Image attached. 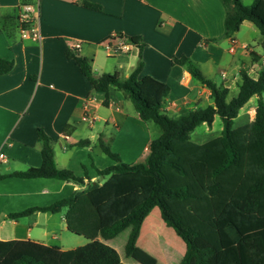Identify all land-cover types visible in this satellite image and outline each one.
<instances>
[{
  "label": "crops",
  "instance_id": "1",
  "mask_svg": "<svg viewBox=\"0 0 264 264\" xmlns=\"http://www.w3.org/2000/svg\"><path fill=\"white\" fill-rule=\"evenodd\" d=\"M246 2L251 5L254 0ZM22 3L36 8L40 41L23 39L21 31L9 34L1 22ZM226 14L220 0H0V57L14 63L11 72L0 76V154L5 155L0 160V241H31L61 250L78 248L72 246L73 238L65 236L69 232L65 209L55 214L34 212L19 219L13 216L50 207L89 182L103 184L107 178H101L99 171L115 162L104 154L102 144L122 163L134 164L145 161L155 139L153 125L140 119L121 90L110 88L106 106V96L95 91L69 54L87 58L97 75L117 73L122 79H128L142 61L140 78L151 76L169 86L168 102L177 104H166L163 109L177 116L183 109L213 106L214 98L209 88L174 59L192 60L208 79L228 89V101L239 93L242 70L257 79L264 68L259 29L245 21L233 38L226 37ZM114 35L139 38L143 48L140 51L135 46L127 53L110 56L105 43ZM76 43L82 46L74 53ZM102 50L115 61L100 63ZM251 53L260 60L254 63ZM259 99L264 102V94L243 106L234 129L255 120ZM84 116L91 122L83 120ZM218 118L216 115L211 126L197 127L191 140L204 144L220 137L223 122L217 127ZM38 129L51 138L58 169L84 178L85 186L58 178L13 176L42 166ZM157 218L161 214L156 207L142 225L137 246L144 251L149 249L146 235L157 226ZM131 230L125 229L112 240L100 239L116 249L126 264H136L135 260L125 262L121 255ZM185 250L186 246L180 260Z\"/></svg>",
  "mask_w": 264,
  "mask_h": 264
},
{
  "label": "trees",
  "instance_id": "2",
  "mask_svg": "<svg viewBox=\"0 0 264 264\" xmlns=\"http://www.w3.org/2000/svg\"><path fill=\"white\" fill-rule=\"evenodd\" d=\"M220 1L227 12L225 36L233 38L245 21L251 22L259 29L264 51V0H254L249 6L244 0ZM24 5L1 21L9 34L32 27L33 22L22 13ZM127 40L142 50L139 38ZM251 54L254 63L260 60ZM69 56L95 91L106 96V106L110 88H118L131 100L140 119L157 126L160 135L150 143L145 161L134 164L122 163L102 144L104 154L115 162L99 171L101 178H107L103 184L89 182L50 207L13 216L19 219L34 212L55 214L65 209L68 231L83 236L87 244L61 250L31 241H0V264H126L116 249L100 239L112 240L129 227L126 256L136 264H158L154 256L137 246L144 220L156 207L165 225L186 246L180 264H264V102L258 100L253 122L233 128L243 106L264 94V68L257 79L242 70L239 93L228 101V89L208 79L192 60L174 59L211 90L214 105L183 109L170 116L163 109L169 86L151 76L141 79L142 61L128 79H122L117 73L97 75L87 58ZM13 68V62L0 57V76ZM216 115L223 122L222 135L204 144L194 143L191 133L202 124L211 126ZM38 139L42 166L13 176L58 178L85 186L84 178L58 169L52 140L42 129H38ZM182 251L181 247L162 251L166 264H176Z\"/></svg>",
  "mask_w": 264,
  "mask_h": 264
},
{
  "label": "rangeland",
  "instance_id": "3",
  "mask_svg": "<svg viewBox=\"0 0 264 264\" xmlns=\"http://www.w3.org/2000/svg\"><path fill=\"white\" fill-rule=\"evenodd\" d=\"M248 3L249 2H246V4L249 6L250 4ZM102 51L103 52L98 57V61L100 63L105 64L108 63L109 61L110 62L115 61L113 59L109 60V57L106 56V51L104 50ZM221 121H222L221 118H218L217 127L221 126ZM152 131L154 138H157L160 135V131L157 126L153 125ZM65 236L66 237L69 236L74 239L72 246L79 247V246H84L85 244L88 243V240L85 239L83 236H78L70 232H66ZM145 242L147 244V247L149 248L146 251L157 259L158 264H166L163 258L162 251L170 252L175 247H179V249L181 247V249L183 250V247L185 246L184 242L176 235L174 230L172 228L165 226L161 218L160 219L157 218V226H155V228L152 229L146 235ZM117 243H120V240H118ZM121 255H122V259L125 262L134 263L132 258L130 257L128 258L126 256L124 249L121 252ZM180 262L181 260L179 259V261L176 264H180Z\"/></svg>",
  "mask_w": 264,
  "mask_h": 264
},
{
  "label": "built area",
  "instance_id": "4",
  "mask_svg": "<svg viewBox=\"0 0 264 264\" xmlns=\"http://www.w3.org/2000/svg\"><path fill=\"white\" fill-rule=\"evenodd\" d=\"M22 13L26 19H30L33 22V25L30 29L22 30L21 36L23 39H33L35 41L41 40L40 30L38 27L39 20H38V14L36 11V8L33 5H24L22 7ZM82 44L76 43L74 46H72V51L75 53L78 50H80ZM135 45L130 43L127 39L120 37L118 35L112 36L111 39H109L105 43V49L110 56H116L119 54L127 53L129 52ZM226 74H223V77L226 78ZM169 104L171 106H175L177 103L175 101H167L165 103ZM164 105V106H165ZM83 120L91 122V119L88 116H84ZM5 159V155L3 153L0 154V160Z\"/></svg>",
  "mask_w": 264,
  "mask_h": 264
}]
</instances>
